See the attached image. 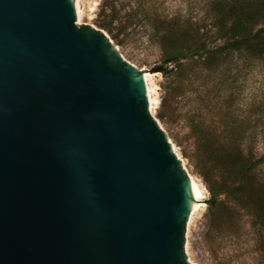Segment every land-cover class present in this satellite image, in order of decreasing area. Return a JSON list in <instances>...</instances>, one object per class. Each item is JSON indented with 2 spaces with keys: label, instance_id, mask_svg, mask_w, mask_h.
Instances as JSON below:
<instances>
[{
  "label": "water",
  "instance_id": "95a60500",
  "mask_svg": "<svg viewBox=\"0 0 264 264\" xmlns=\"http://www.w3.org/2000/svg\"><path fill=\"white\" fill-rule=\"evenodd\" d=\"M88 1L0 0V264H213L153 119L167 71L133 68Z\"/></svg>",
  "mask_w": 264,
  "mask_h": 264
},
{
  "label": "rangeland",
  "instance_id": "374dc122",
  "mask_svg": "<svg viewBox=\"0 0 264 264\" xmlns=\"http://www.w3.org/2000/svg\"><path fill=\"white\" fill-rule=\"evenodd\" d=\"M80 19L133 68L167 71L153 119L200 185L188 229L212 263L264 264V164L241 183L232 169L233 155L264 151V54L196 53L221 45L237 19L264 27V0H89Z\"/></svg>",
  "mask_w": 264,
  "mask_h": 264
},
{
  "label": "trees",
  "instance_id": "16d2710c",
  "mask_svg": "<svg viewBox=\"0 0 264 264\" xmlns=\"http://www.w3.org/2000/svg\"><path fill=\"white\" fill-rule=\"evenodd\" d=\"M223 38V43L213 49H207L204 45L199 47L196 53L200 52L206 56L220 55L222 52H240L250 51L257 52V55L264 54V27L258 29H252L241 21H232L228 28L227 36ZM178 54H168L165 57V62H174L178 59ZM264 164V151L259 158H252L251 156L245 157L242 155H233L232 157V169L236 180L240 183L249 176L259 165ZM239 187L237 184L231 185L226 194L231 196L238 192Z\"/></svg>",
  "mask_w": 264,
  "mask_h": 264
},
{
  "label": "bare ground",
  "instance_id": "6f19581e",
  "mask_svg": "<svg viewBox=\"0 0 264 264\" xmlns=\"http://www.w3.org/2000/svg\"><path fill=\"white\" fill-rule=\"evenodd\" d=\"M72 1V0H70ZM80 18V14L78 16ZM170 150L171 152L175 155L176 159L178 160V157L177 155L175 154L174 152V149L172 147V145L170 144ZM179 162V161H178ZM187 177V185L200 209V202L202 201L201 199V188L199 187L200 185H198V183L192 178V177H189V176H186Z\"/></svg>",
  "mask_w": 264,
  "mask_h": 264
}]
</instances>
